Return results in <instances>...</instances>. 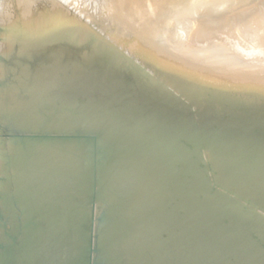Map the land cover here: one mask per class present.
<instances>
[{
	"label": "bare ground",
	"instance_id": "obj_1",
	"mask_svg": "<svg viewBox=\"0 0 264 264\" xmlns=\"http://www.w3.org/2000/svg\"><path fill=\"white\" fill-rule=\"evenodd\" d=\"M213 1L0 0V264H264V4L167 24Z\"/></svg>",
	"mask_w": 264,
	"mask_h": 264
},
{
	"label": "rangeland",
	"instance_id": "obj_2",
	"mask_svg": "<svg viewBox=\"0 0 264 264\" xmlns=\"http://www.w3.org/2000/svg\"><path fill=\"white\" fill-rule=\"evenodd\" d=\"M6 1L9 2L8 0H6ZM13 1H14V0H12V1L9 2V6L7 5V2H6V5H7V7H9V9L7 8V9H8V12H10L11 15H12L13 12H15V13H13V15L16 16V14H17L19 11H22V9L20 10V8H23V9H24V6L22 7V6L16 5V4H15L16 2L14 3ZM15 1H16V0H15ZM35 1H36V0H35ZM51 1H54V0H51ZM59 1H61V2L63 1V2H64L65 0H59ZM59 1H56V0H55V2H59ZM68 1H69V2H68ZM237 1H238V2H236V0H220V1H219V0L217 1V0H216V1H213V3H210L209 5H207L208 3H204L205 5L202 4L200 8H196V10L193 9V10L189 13V14H191V15L188 14V15H182V16H181V14H180V15H178V17H177L176 19H175V18H172V19H171L173 22H172L171 20H170L169 22L167 21V24L172 23V24H171V27L176 28V29H177V27H182V26L184 25V23H185V25L183 26V28H184V27L186 26V24H187V27H188V28H186V27H185L184 29L182 28V30H187V31H185V33H184L183 31H181V34H182V32H183V34H182L183 37H182V35H179L180 33H177V35H179V37L181 36V38H178V39H180V40L182 39V40H181L182 42H181L180 40L178 41V39H176V40L178 41V42L176 41L177 44H178L179 46L186 47L188 50H199V49H197V48L203 49V48H201L202 45L204 46V49H210V50H211L214 46H216L215 44H217V47H218V44H219V43H220V44H219V48H220V45H222V46H226V48H227L228 46H227L226 44L228 43L229 48H230V46H232V47L230 48L231 50H230L229 48H227V49H228V51H227V50H225L226 48H224V47H222V46H221V47L224 48L223 51H224V52L227 51L229 55L237 54V52L234 51V49L237 47V45H235V44L243 45L241 42H244V43H245V41H246V43H248V44H244V45L247 47V45H249V43H250L251 41H249L248 39L245 40V38L248 37L247 35H250V34H246V32H245L244 36L241 37V36L243 35L242 33H241L242 35L240 34V30H241V27H242V23H240L239 26L235 24V23H237V22H235L236 19H237V20L239 19V17H238L237 15L240 16V15H242L243 13H246L247 11H250V9H251V10H254L253 6L255 7V9H257V10H256V13L258 12V14H259V13L261 14V12H262V8L264 7V5H263V4H264V0H252V2H251V0H248V1H246V0H245V1H244V0H237ZM242 1L244 2V5L240 4ZM65 2H66V4H67V3H71V2H73V0H67V1H65ZM65 2H64V3H65ZM220 2H221V3H220ZM243 2H242V3H243ZM248 2H249V3H248ZM12 3L15 4V6H16L17 8H15V6H14ZM218 3L221 4L222 6L217 7V6L219 5ZM252 3H253V5H252ZM238 4H239V5H238ZM249 4H251V5H249ZM259 4H260V5H259ZM10 5H12L11 8H13V9H11V10H10ZM234 5L236 6V8H235ZM240 5H241V6H240ZM245 5H246V6H245ZM262 5H263V7H262ZM72 6H73V5H72ZM83 6L85 7L86 4L83 5ZM87 6H88V5H87ZM206 6H207V7H206ZM210 6H211V7H210ZM214 6H215L216 8H215ZM84 7H82V6L80 7V8H83V9H80V11H82V13H81L82 16L84 15L83 12H85V14H86V13H89V14L92 13L91 11H88V10H87V9L90 8L89 6H88L89 8H88V7H87V8L85 7L86 10H84ZM162 7H163V6H160V7L157 6L158 9L161 8V10H162V9L164 10V7H163V8H162ZM203 7H204V8H203ZM222 7H223V8H222ZM239 7L241 8L242 11L240 10ZM244 7H246V8H244ZM247 7L249 8V10H248ZM202 8H203V10H202ZM206 8H211V9H209V11H210V15H209V11H208ZM252 8H253V9H252ZM259 8H260V9H259ZM14 9H16V10H15V11H12V10H14ZM198 9H199L200 12H198ZM204 9H205V10H204ZM223 9H225V10L222 11ZM229 9H230V10H229ZM235 9H237V10H235ZM238 9H239V10H238ZM17 10H18V11H17ZM89 10H91V8H90ZM161 10H159V11L156 10V11L160 13ZM163 10H162V12H163ZM206 10H207L208 12H207ZM211 10H212V11H211ZM215 10H218V11L216 12ZM263 10H264V8H263ZM168 11H169L168 8H166V9H165V12L168 13ZM193 11H196V12H193ZM201 11H202L203 13H202ZM204 11H205V12H204ZM225 11H227L228 13L225 12ZM234 11H237L238 13H237V12L235 13ZM11 12H12V13H11ZM162 12H161V13H162ZM192 12L194 13V17H195L196 15H198V16H196L197 18H196V17L193 18V15H192L193 13H192ZM213 12H214V13H213ZM223 12L225 13V15L222 14ZM230 12H231V14H233V15L229 14ZM251 12H252V11H251ZM19 13H20V12H19ZM196 13H197V14H196ZM198 13H199V14H198ZM200 13H202L203 15L201 14V15H202V16H201ZM205 13H206V14L208 13V14L206 15ZM226 13L229 15V18L227 17ZM240 13H242V14H240ZM252 13H253V12H252ZM254 13H255V12H254ZM195 14H196V15H195ZM204 14H205L206 16L209 15L208 17H210V18L205 17V18H206L205 21L208 22V23H206V24H205V21L203 20V19H204L203 17L205 16ZM214 14H216V15H214ZM199 15H200L201 17H200ZM217 15H218V17L220 16L219 18L222 17L224 20H222V18H221V22H220V21H217L218 24H217V22H216V24H213L214 22L211 23V22H210L211 20H215V19L217 20V19H218V18H215V19L213 18L214 16L217 17ZM262 15L264 16V12H263ZM85 16H86V17H85ZM87 16H88L87 14L84 15V19L87 21V23L89 22V23H88L89 27H92V24H94V28L96 29L95 31H93L94 28L92 27V28H93L92 31L94 32L93 34H95V35H99V36H102V35H103L102 38L105 37L104 40L107 39V40H106L107 42H110V41H108L109 38H110V35H111V36L114 35V34H110V35L106 34V33H109L108 31H110V33L113 32V33H115L116 35H118L119 38H118L115 42H116V44L119 45L118 42H121V40H122V42L120 43V46H121L122 48H124V49H125V47H130V48H131V47H135L136 44H138V43L140 42L139 39H138L139 37H137V36H132V37H131V36H123L122 34H121V36H120L119 28L117 27L116 24H112V27H110L111 24H107V25H105V23H102V21H100L101 18H99V17H97L96 20H94V22H91L92 20L89 21V17H88V19H86ZM184 16H185L186 18H185ZM190 16L193 18V20H194V19L197 20L196 22L201 23L200 21H202V22L205 24V25H204V28H205V29H204V32H206V33H205V35H203V36H205V37H206V36H209V37H206V38L203 37V40H202V37H201V38L198 37V38H200V40L202 41V42H199V44L195 43V42H198L197 40H199V39H196V40L194 39V42H192V43H194L192 47H191V45H192L191 42H190L191 45L188 46L189 41H187V40H189L188 37H189V34H190V30H191V33H192V31L195 29L194 27H196L195 24H197V23L193 21V23H191V25H192V24L195 25V26H192V28H194V29L190 28L191 25H190V26L188 25V20L191 18ZM230 16H232V17H233V16H237V17H238V18L233 17L234 19L236 18L235 21H234V19L232 18V20L234 21L233 24H232V22H231V17H230ZM198 17L200 18L199 21H198ZM182 18H183V20H185V21L181 20ZM192 18H191V20H192ZM97 19H98V20H97ZM174 19H175V20H174ZM178 19H180L181 21L178 20ZM187 19H188V20H187ZM201 19H202V20H201ZM228 19H229V20H228ZM208 20H209V21H208ZM216 20H215V21H216ZM218 20H219V19H218ZM262 20H263V18H262ZM95 21H97V22H95ZM174 21L178 23V25L175 23V24L177 25V26L175 25V27L173 26ZM182 21L184 22L183 24H182ZM189 21H190V20H189ZM99 22H101V23H99ZM165 22H166V21H165ZM165 22L163 23V25H161V26L163 27V29H165L166 27L169 26V25L167 26V24H165ZM180 22H181V23H180ZM222 22H225V23L228 22V25H227V23H226V24H224V27H225V28H221V29L218 30V26H219V28H220V26L223 25ZM91 23H92V24H91ZM95 23L100 24V26H98V25L95 24ZM179 23L181 24V26H180ZM209 23H211V24H210L209 26H206V25H208ZM220 23H221V24H220ZM90 24H91V25H90ZM103 24H104L106 27L103 26ZM164 24L166 25V27L164 26ZM234 24H235V25H234ZM237 24H239V23H237ZM95 25H96V26H95ZM211 25L214 27L213 31H212V27H210ZM214 25H215V26H214ZM102 26H103L104 28H103ZM228 26H229V27H228ZM240 26H241V27H240ZM97 27H98V28L100 27V28L98 29ZM171 27H170V29L172 30L173 28H171ZM208 27H209V28H208ZM230 27H233L234 30H235V28H238V29H236V31L240 29V30H239V33H237V34L241 35V36H240L241 39L244 38L245 41H243V39H242V41H239L238 38H237V40H235V39H236V36H237V35H235V32H236V31L233 32L232 28H230ZM239 27H240V28H239ZM256 27H258V22H257ZM111 28H114V30L111 29ZM115 28H116V29H115ZM227 28H228V29L230 28L229 30H230V31L232 30V32H233V34H234L235 36L231 34L232 32L227 33V34H229L231 37H230L229 35H227V34L225 33V32L228 31ZM244 28H245V27H244ZM253 28H254V27H253ZM253 28H252V29H253ZM90 29H91V28H90ZM117 29H118V30H117ZM170 29H169V30H170ZM179 29H180V28H179ZM188 29H189V30H188ZM215 29L217 30L218 33H219L220 31H222V29H223V32H221V33H222V36H223V35H224V36L227 35V36H226L227 38L225 39L224 36H223L224 40H223V38L221 39V37H222L221 34H220V36H219V34H217V32H216ZM225 29H226V31H225ZM97 30H99V31L101 30V31L104 32V33L101 35V33L99 34V33H98L99 31H97ZM106 30H107V32H106ZM166 30H167V28H166ZM169 30H168V34H169V33H172V35L170 34L171 37L176 38L177 35H176V33L174 34V32H175L174 29H173L172 32H171V30H170V31H169ZM208 30H209V32H210V30H211V31H212L211 33H212V34H210V33L208 32ZM242 30H243V29H242ZM117 31H118V32H117ZM176 32H177V31H176ZM178 32H180V31H178ZM187 32H189V33H187ZM207 32H208V33H207ZM213 32H216L215 34H216L217 37H216L215 35H213V34H214ZM237 32H238V31H237ZM223 33H224V34H223ZM250 33H251L250 36H252V32H250ZM203 34H204V33H203ZM225 34H226V35H225ZM106 35L108 36V38H107ZM116 35H115V36H116ZM145 35H146V36H145ZM170 35H169V36H170ZM173 35H174V36H173ZM184 35H185V36H184ZM192 35H193V34H191L190 36H192ZM210 35H211V36H210ZM239 35H238V37H239ZM245 35H246V37H245ZM141 36H142V35H141ZM144 36H145V37H141V38H142L144 41H148L150 44L155 40V39H154V38H155L154 35H153L154 38H152V39H151V37H153L152 35L150 36V38H148L149 36H148L147 34H144ZM214 36H215L217 39L220 37V40L218 39V41H220V42H218L217 39L214 38ZM218 36H219V37H218ZM228 36H229V37H228ZM125 37H126V38H125ZM128 37H129V38H128ZM130 37L134 39V40L132 39V42H131ZM146 37H147V39H146ZM177 37H178V36H177ZM185 37H187V38H185ZM210 37H211V39H210ZM212 37H213V38H212ZM232 37H233V39H232L231 41H230V40H227L228 38H232ZM174 38H172V39L170 38V39H171L172 41H175ZM189 38H190V37H189ZM191 38L193 39V37H191ZM195 38H196V37H195ZM251 38H252V37H251ZM254 38L256 39V37H254ZM254 38H252V39L254 40ZM119 39H120V40H119ZM149 39H150V40H149ZM173 39H174V40H173ZM192 39H191V40H192ZM206 39H208V41H209V39H210V42L212 41L214 45H213L212 43H210V47H208L209 43H208V42L206 43V41H207ZM215 39H216V40H215ZM249 39H250V38H249ZM183 40H184V42H183ZM191 40H190V41H191ZM247 40H248L249 42H247ZM124 41H125V42H124ZM128 41H129V42H128ZM192 41H193V40H192ZM214 41H216V42H214ZM224 41H230V42H224ZM238 41H239V43H238ZM256 41H257V40H255L254 42L256 43ZM123 42H124L127 46H126L125 44H123ZM126 42H127V43H126ZM130 42H131V43H130ZM180 42H181V43H180ZM231 42H232V44H231ZM252 42H253V41H252ZM252 42L250 43V45H252L253 47H255V46H254L255 43H254V42L252 43ZM257 42H258V41H257ZM128 43H129V44H128ZM174 43H175V42H174ZM185 43H186V44H185ZM187 43H188V44H187ZM202 43H203V44H202ZM204 43H205L206 45H204ZM225 43H226V44H225ZM233 43H235V44H233ZM116 44H115V45H116ZM121 44H123L124 47H123V45H121ZM201 44H202V45H201ZM230 44H231V45H230ZM118 45L115 46V48H117ZM128 45H129V46H128ZM233 45L236 46V47L234 48ZM244 45H243V46H244ZM250 45L248 46L249 49H251V47H252V46H250ZM187 46H188V47H187ZM203 46H202V47H203ZM211 46H213V47H211ZM243 46H242V47H243ZM245 46H244V48H245ZM121 47H120V48H121ZM190 47H191L192 49H191ZM196 47H197V48H196ZM240 47H241V46H240ZM256 47H257V46H256ZM258 47H259V45H258ZM118 48H119V47H118ZM120 48H119V49H120ZM122 48H121V49H122ZM219 48H218V49H219ZM222 48H221L220 50H222ZM232 48H233V49H232ZM213 49H216V48H213ZM249 49H247V50H249ZM122 50H123V49H122ZM232 50H233V51H232ZM263 50H264V49H263ZM229 52H230V53H229ZM239 58H241V56H240ZM241 59H242V58H241ZM245 59H246V58H245ZM245 59H244V60H245ZM247 59H250V58H247ZM232 75H233V74H232ZM232 75H228V76L230 77V76H232ZM228 76L226 77V78H228L227 81L229 80V77H228ZM232 77H235V75L232 76ZM237 77H238V76H237ZM237 77H236V80H241L240 82H243V81L245 82V80L250 81V80H248V78L250 79V77L247 76V75H246V77L243 76L244 80L242 79V77H240V79H239V78L237 79ZM230 78H231V77H230ZM246 78H247V79H246ZM233 80H235V79H234V78H233V79H230V83H231V84H232V83H233V84L235 83V81H233ZM240 82L236 81V83H240ZM3 162H4V161H3ZM5 167H6V162H4L3 165H2V168H3V169H5ZM5 170H6V169H5Z\"/></svg>",
	"mask_w": 264,
	"mask_h": 264
},
{
	"label": "water",
	"instance_id": "obj_3",
	"mask_svg": "<svg viewBox=\"0 0 264 264\" xmlns=\"http://www.w3.org/2000/svg\"><path fill=\"white\" fill-rule=\"evenodd\" d=\"M90 251H91V253L95 252L93 249H91ZM89 264H93V263L89 261Z\"/></svg>",
	"mask_w": 264,
	"mask_h": 264
}]
</instances>
